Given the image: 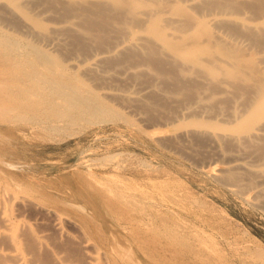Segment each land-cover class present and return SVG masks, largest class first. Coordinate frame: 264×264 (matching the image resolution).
Segmentation results:
<instances>
[{
	"label": "bare ground",
	"instance_id": "bare-ground-1",
	"mask_svg": "<svg viewBox=\"0 0 264 264\" xmlns=\"http://www.w3.org/2000/svg\"><path fill=\"white\" fill-rule=\"evenodd\" d=\"M113 102L139 119L168 109L156 115L183 123L173 139L186 155L205 168L225 159L221 172L209 166L211 178L264 202V0H0V117L73 131ZM12 163L0 153V264H131L108 241V213L131 231L140 264H181L182 219L166 223L169 195L95 186L83 201L54 196Z\"/></svg>",
	"mask_w": 264,
	"mask_h": 264
},
{
	"label": "rangeland",
	"instance_id": "rangeland-1",
	"mask_svg": "<svg viewBox=\"0 0 264 264\" xmlns=\"http://www.w3.org/2000/svg\"><path fill=\"white\" fill-rule=\"evenodd\" d=\"M111 105L110 111L94 120L96 123L76 126L73 131L31 128L37 121L34 117H0V153L13 162L9 167L21 175L25 184L30 182L28 186L34 190L43 189L54 196L79 197L82 193L79 198L83 201L82 195L87 193V196L92 193L89 190L96 188L110 194L143 191L158 198L163 193L169 195L175 203H171L172 212L168 211L166 223L171 224L180 214L182 219L184 258L181 264H264V208L260 207L264 202L252 200L244 189L233 188V182L218 177L220 182L225 179L226 184L232 185L225 186L208 172L209 166L223 171L228 165L227 158V164L225 159L218 160L205 168L207 162L198 160V154L186 155L173 139L183 129V123H165L156 115L168 109L160 108L151 111L152 114L144 110L146 113L139 119L136 110L125 109L116 102ZM150 115L156 119L151 117L153 121ZM158 119L160 122L156 124ZM7 135L9 140L5 142L1 137ZM193 138L191 142L198 143ZM180 151L184 154L176 153ZM106 172L111 173L105 175ZM78 189L81 191L77 192ZM107 216L110 221L103 224L108 241L125 250L131 264H140L142 261L133 252L131 231L117 227V223L123 222L117 215L108 213Z\"/></svg>",
	"mask_w": 264,
	"mask_h": 264
}]
</instances>
